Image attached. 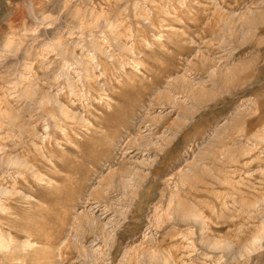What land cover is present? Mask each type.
<instances>
[{
  "label": "rangeland",
  "instance_id": "rangeland-1",
  "mask_svg": "<svg viewBox=\"0 0 264 264\" xmlns=\"http://www.w3.org/2000/svg\"><path fill=\"white\" fill-rule=\"evenodd\" d=\"M0 237V264H264V0H0Z\"/></svg>",
  "mask_w": 264,
  "mask_h": 264
},
{
  "label": "bare ground",
  "instance_id": "bare-ground-1",
  "mask_svg": "<svg viewBox=\"0 0 264 264\" xmlns=\"http://www.w3.org/2000/svg\"><path fill=\"white\" fill-rule=\"evenodd\" d=\"M85 216V214H84ZM85 219V224L90 225L91 218H88L87 216L84 218ZM97 222V221H96ZM93 223V220H92ZM7 245L5 244V241H3L2 237H0V250L6 249ZM9 249V248H8ZM5 251V250H4Z\"/></svg>",
  "mask_w": 264,
  "mask_h": 264
}]
</instances>
